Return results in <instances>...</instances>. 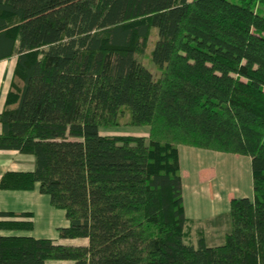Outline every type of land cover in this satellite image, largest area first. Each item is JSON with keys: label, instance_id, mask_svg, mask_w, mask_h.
Masks as SVG:
<instances>
[{"label": "trees", "instance_id": "trees-1", "mask_svg": "<svg viewBox=\"0 0 264 264\" xmlns=\"http://www.w3.org/2000/svg\"><path fill=\"white\" fill-rule=\"evenodd\" d=\"M10 58L0 150L35 169L0 190L39 184L65 211L59 237L88 243L0 211V264H264V0H0ZM121 124L149 133L100 131ZM180 145L251 158L253 197L232 199L221 245L184 242Z\"/></svg>", "mask_w": 264, "mask_h": 264}, {"label": "crops", "instance_id": "crops-1", "mask_svg": "<svg viewBox=\"0 0 264 264\" xmlns=\"http://www.w3.org/2000/svg\"><path fill=\"white\" fill-rule=\"evenodd\" d=\"M15 66L16 58L0 61V114L5 107ZM2 132L3 126L0 122V133ZM148 133L149 128L142 136H147ZM226 155L223 152L179 146L185 210L183 236L185 244L194 249L223 244L230 229L229 212L232 199L253 197L247 192V189L253 187V176L250 178L251 160L248 165L240 155L231 154L234 158ZM226 162L236 163L240 166L239 170L229 172ZM34 169L33 155L15 150H0V178L9 171L28 172ZM46 196L40 193L39 184L33 190H0V211L33 212L36 222V215L48 203L51 206L48 208H54L49 196V201ZM20 203L25 206L19 205Z\"/></svg>", "mask_w": 264, "mask_h": 264}, {"label": "rangeland", "instance_id": "rangeland-1", "mask_svg": "<svg viewBox=\"0 0 264 264\" xmlns=\"http://www.w3.org/2000/svg\"><path fill=\"white\" fill-rule=\"evenodd\" d=\"M147 126H131L127 124L121 125H101V133L104 135H111V136H142L147 132ZM227 157L234 158V155H229L227 153ZM243 161L250 163V157L248 156H241ZM225 166L227 167L228 171L234 173L235 171L239 170V167L236 163L233 162H226ZM251 169V168H250ZM252 177V172L251 176ZM253 182V177H252ZM247 192L253 196V187L247 189ZM48 198V196H46ZM46 199V198H45ZM49 201V198H48ZM19 205L25 206L24 204L20 203ZM50 204L48 203L47 206L44 207L42 212H38L36 215V222L35 228L33 231L25 232L27 235H31L37 238H51L55 239L61 243H72V244H85L88 243V239L86 238H76V239H61L57 232V227H65L68 225L67 218L65 216V211L53 208L51 210L48 208ZM51 207V206H50ZM23 233V232H19ZM50 264H72L71 260H51L49 261Z\"/></svg>", "mask_w": 264, "mask_h": 264}]
</instances>
